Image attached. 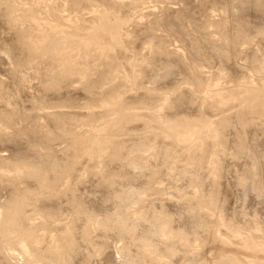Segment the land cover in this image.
Returning <instances> with one entry per match:
<instances>
[{
    "label": "rangeland",
    "instance_id": "374dc122",
    "mask_svg": "<svg viewBox=\"0 0 264 264\" xmlns=\"http://www.w3.org/2000/svg\"><path fill=\"white\" fill-rule=\"evenodd\" d=\"M0 46V264H264V0H0Z\"/></svg>",
    "mask_w": 264,
    "mask_h": 264
},
{
    "label": "bare ground",
    "instance_id": "6f19581e",
    "mask_svg": "<svg viewBox=\"0 0 264 264\" xmlns=\"http://www.w3.org/2000/svg\"><path fill=\"white\" fill-rule=\"evenodd\" d=\"M104 16V15H103ZM101 17H102V15H101ZM9 22V21H8ZM62 25V24H61ZM88 25V24H87ZM94 25V24H93ZM54 27V26H53ZM73 28V27H72ZM105 29V28H104ZM109 31V30H108ZM85 33H86V31H85ZM93 33V32H92ZM84 40V39H83ZM85 41V40H84ZM1 47H3V46H0V48ZM109 47V46H108ZM5 48V47H4ZM7 49V48H6ZM8 50V49H7ZM6 51V50H5ZM105 51V50H104ZM108 51V50H107ZM1 52V51H0ZM6 53V52H5ZM8 53V52H7ZM3 54V53H2ZM6 55V54H5ZM8 55V54H7ZM7 57V56H6ZM77 59V58H76ZM75 61V60H74ZM73 61V62H74ZM81 61V60H80ZM7 64V63H6ZM199 68V67H198ZM198 73V72H197ZM17 84V83H16ZM181 95V94H180ZM171 98V97H170ZM169 101V100H168ZM170 104V103H169ZM10 105V104H9ZM36 107V106H35ZM9 108V107H8ZM35 111V110H34ZM8 121V120H7ZM209 122V121H208ZM5 123V122H4ZM9 123V122H8ZM24 126V125H23ZM213 126V125H212ZM2 128V127H1ZM15 130V129H14ZM205 130V129H204ZM206 131V130H205ZM4 135V134H3ZM10 139V138H9ZM32 146V145H31ZM32 149V148H31ZM43 149V148H42ZM49 153V152H48ZM51 153V152H50ZM53 153V152H52ZM1 154V153H0ZM52 163V162H51ZM50 163V164H51ZM36 164V163H35ZM46 164V163H45ZM20 165V164H19ZM34 164H32V166H33ZM23 166V165H22ZM25 166V165H24ZM27 166V165H26ZM31 166V167H32ZM35 166V165H34ZM21 167V166H20ZM18 168V167H17ZM30 168V167H29ZM35 168V167H34ZM1 170V169H0ZM22 170V169H21ZM28 170V169H27ZM6 171H8V170H6ZM5 173V172H4ZM4 173H2V174H4ZM27 204V203H26ZM18 206V205H17ZM1 207H2V205H1ZM10 208V207H9ZM8 208V209H9ZM1 209V208H0ZM7 209V208H6ZM20 209V208H19ZM15 210V209H14ZM32 210H34V209H32ZM51 210V209H50ZM31 211V210H30ZM2 212V210L0 211V213ZM35 212V211H34ZM7 213V212H6ZM20 213H21V211H20ZM36 213H37V211H36ZM4 214H5V212H4ZM29 214V213H28ZM3 215V214H2ZM26 215H27V213H26ZM31 215V214H30ZM35 215V214H34ZM37 215V214H36ZM0 216H1V214H0ZM5 216V215H4ZM20 216V215H19ZM32 216V215H31ZM14 217V216H13ZM30 217V216H29ZM35 218V217H34ZM217 218V217H216ZM221 218V217H220ZM5 219V218H4ZM25 219V218H24ZM24 219H23V221H24ZM28 219H30V218H28ZM219 219V218H218ZM222 219V218H221ZM1 220V219H0ZM14 219H12V221H13ZM20 220V219H19ZM2 221H4L3 219H2ZM55 221V220H54ZM216 221H217V219H216ZM9 222V221H8ZM7 222V223H8ZM10 223V222H9ZM216 223V222H215ZM1 224H2V222H1ZM12 224V223H11ZM3 226H5V225H3ZM14 226V225H13ZM262 226H264V225H262ZM251 227H249L247 230H249ZM254 228H256L257 230H258V233H260V234H264V233H262V232H264V229H262V228H259V227H254ZM12 229V228H11ZM11 229H10V231H11ZM22 229V228H21ZM27 229V228H26ZM165 230V229H164ZM253 231H255V230H253ZM165 232V231H164ZM252 232V231H251ZM248 233H250V232H248ZM23 234V233H22ZM3 235V234H2ZM7 235H8V232H7ZM12 235V234H11ZM251 235V234H250ZM254 235V234H253ZM258 235V234H257ZM27 236V235H26ZM25 236V237H26ZM30 235H28L27 237H29ZM261 237H262V235H261ZM261 237H260V239H261ZM13 238V237H12ZM19 238H20V236H19ZM32 238V237H31ZM253 238V237H252ZM262 238H264V237H262ZM30 239V238H29ZM36 239V238H35ZM31 240V239H30ZM33 240H34V238H33ZM1 241V240H0ZM24 241V240H23ZM25 241H26V239H25ZM259 241V240H258ZM3 242V241H2ZM19 242V241H18ZM32 242V241H31ZM34 242V241H33ZM32 242V243H33ZM38 242V241H37ZM260 242V241H259ZM22 243H24V242H22ZM29 243V242H28ZM21 244V243H20ZM29 244H31V243H29ZM2 245V244H1ZM8 245V244H7ZM4 246V245H3ZM25 246H27V248H28V245L26 244L25 245V243L24 244H22V248L23 249H26V247ZM10 247V246H9ZM2 248V247H1ZM6 250V249H5ZM22 250V249H21ZM28 250V249H27ZM26 251V250H25ZM24 251V252H25ZM29 251V250H28ZM12 252V251H11ZM27 252V251H26ZM7 253V252H6ZM29 253V252H28ZM257 253V252H256ZM29 255V254H28ZM30 256V255H29ZM8 259H10V258H8ZM254 259V258H253ZM22 262V261H21Z\"/></svg>",
    "mask_w": 264,
    "mask_h": 264
}]
</instances>
